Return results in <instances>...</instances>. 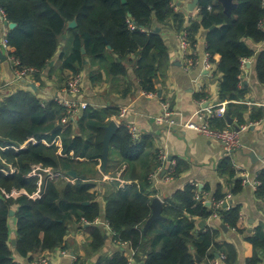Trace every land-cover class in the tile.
Here are the masks:
<instances>
[{"label": "trees", "instance_id": "trees-1", "mask_svg": "<svg viewBox=\"0 0 264 264\" xmlns=\"http://www.w3.org/2000/svg\"><path fill=\"white\" fill-rule=\"evenodd\" d=\"M171 3L172 0H126L125 4L121 0H0V10L8 23L16 25L7 34L10 55L20 67L34 69L37 79L58 52L60 73L70 71L72 76L79 75L85 58L92 57L114 78L127 75L125 61L130 62L133 55L134 74L147 93L155 92L154 81L168 58L165 42L156 31L158 26L170 22L177 34L187 26L192 49L199 33L204 31L210 61L215 64L213 57L220 56L215 66V72L220 75L218 96L221 103H226L225 116L212 119V127L231 128L226 117L236 120L232 128L260 122L264 118L263 109L247 112L246 106L235 102H243L246 94V89L239 87L241 63L254 56L246 41L264 42L263 0H235L229 16L220 0H199L198 17L189 22L182 13L173 10ZM74 20L76 27L68 28V23ZM61 43H65L62 51ZM108 55L114 59L109 61ZM256 73L259 81L264 82V52L257 57ZM107 113V110L87 107L76 121L78 133H75V127L59 125L66 110L57 100L43 103L30 92L20 90L0 103V264H17L15 253L27 258L36 251L65 250L73 219L91 237L92 252L103 246L105 235L94 223L101 216L102 206L91 190L101 179L96 167L102 161L103 127L109 124L104 122ZM29 138L37 143L18 149ZM57 138L61 142L60 152L55 145ZM110 145L119 150L121 162L131 167L134 176L136 164L144 173L138 185L103 196L104 218L114 233L113 239L116 243L129 244L135 251L136 262L198 264L196 257L214 262L221 254L225 255V264L236 262L235 247L217 243L219 229L207 226L197 229V221L204 222L216 214L226 228L238 230L241 205L235 204L233 198L246 184L238 176L232 158L223 157L217 167L219 175L228 179L231 186L228 191L219 186L208 199V186L201 190L194 185L185 186L163 204L162 216L166 220L153 222L144 234L143 227L152 212L151 197L155 194L149 175L160 166L159 151L153 156L151 138L132 140L125 126L118 128ZM174 162L176 178L187 166L180 160ZM34 167H39L37 173L41 179L29 176ZM46 170L51 174L74 171L76 179L73 184L53 180ZM256 181L255 198L264 203V169ZM20 190L26 194L15 197L14 191ZM198 191L211 204L196 201ZM37 192L40 197L33 198ZM227 195L232 196L228 205L215 208ZM11 210L16 220L15 247L10 242ZM248 241L253 247V256L247 263L261 264L263 224L254 228ZM74 264L85 263L77 258ZM105 264H128V260L121 252Z\"/></svg>", "mask_w": 264, "mask_h": 264}, {"label": "crops", "instance_id": "crops-1", "mask_svg": "<svg viewBox=\"0 0 264 264\" xmlns=\"http://www.w3.org/2000/svg\"><path fill=\"white\" fill-rule=\"evenodd\" d=\"M191 2L192 0H172L175 6L173 10L182 13L187 22L196 20L198 17V15L189 12L187 9V6ZM233 5H235V0L227 1V10L229 9L230 11ZM158 29L165 42L168 58L167 63L158 72L157 78L154 81V93H147L141 89L133 71L134 64L132 59L134 56L131 55L129 58L131 61H125L128 69L127 75L121 78L109 76L106 70L99 65L98 60L86 57L84 65L79 72V76L82 79L80 91L76 95L69 94L66 92L64 86L66 79L72 77V72H59L61 62L58 52L51 60L53 66L48 65L46 69L39 73L38 79L35 75L31 74L24 79L18 80L9 61L7 59L5 61L0 59V103L5 97L21 90L30 92L43 103L58 99L77 100L87 103L88 107L92 110H107L108 113L104 118L105 123L115 122L118 128L120 126L127 127L133 125L137 128L140 137H150L153 144V156L156 152L163 151L169 161L180 160L186 164L187 168L182 167L184 171L170 182L163 179L165 170L162 171L160 178L154 180L153 183L150 181L153 184L152 188L155 193L151 197L152 200L159 198L162 204H164L170 201L176 192L183 190L187 185H196L199 190L204 186H208L209 192L206 194L208 199H210V196L214 194L217 187L222 186L227 191L231 187L227 177H221L217 171L218 164L223 158L222 148L217 142L200 133L185 129L183 123L206 104L223 110L225 115L226 103H221L218 96L220 75L215 72V66L219 63L220 56L215 55L213 57L215 64H213L212 70H204L203 59L207 52L205 33L204 31L200 32L193 49L197 65L187 70L179 55L177 33L170 22L161 23ZM8 32V27L4 25L0 18V41ZM66 39L67 36L65 35L63 40ZM246 43L254 50V56L245 59V63L241 66L239 87L246 89V94L243 102L235 103L246 106L247 112L253 109L264 110V82L259 81L256 73V60L264 52V42L255 44L247 40ZM64 47L65 43H61L60 50L62 51ZM107 59L111 61L114 57L108 55ZM31 85L34 86V89ZM165 104L168 105L170 112L173 114L168 121L157 122L156 119L162 115V106ZM122 109H126V113L122 119H119L118 116ZM81 114L79 117H81ZM77 122L70 120L66 122L62 119L58 123L63 128L71 125L73 128L75 127L74 132L78 133L76 128ZM255 124L258 125L241 132V147L232 155L235 169L239 173L238 176H244L249 180V183L244 186L243 190L233 198L235 204L241 205V217L237 225L238 230L233 231L225 227L227 231L224 232L221 229L223 224L220 218L210 217L204 221L205 227L207 226L214 230L219 229L220 235L216 239L217 243L235 247L237 258L234 264H248L247 260L253 256V247L249 243L248 237L255 227L260 224L264 225V203L255 198L256 187L253 184L258 173L264 169V118ZM231 125L235 127L236 120H232ZM228 126L230 125L228 124ZM232 127L226 129H233ZM29 143L35 144L37 142L34 138H29L18 149L26 148ZM42 143L44 145L47 144L45 141H42ZM55 145L59 148L58 152H60L61 142L59 138L55 140ZM14 149L18 150L17 148ZM80 161L82 162L83 160ZM139 167L141 166L135 165L136 176H134L131 167L121 162L119 150L111 145L105 169L103 170V161H99L96 167L101 179L95 182L96 185L91 192L97 194L96 200L102 206V213L98 219L99 223L96 225L102 229L105 235L104 244L99 250L92 252L89 249L91 237L81 227L82 224L73 219L69 225V233L66 239L67 248L65 250L58 249L52 252L36 251L27 258L15 253V262L17 264H34L41 256H45L48 264H74L77 258L85 264H105L106 260L122 252L123 256L127 258L128 263L143 264L135 261V251L129 244L118 245L113 239L111 232L105 227V201L103 199L104 194L110 191L124 189L133 184L138 185L139 178L144 177V173ZM9 169L11 173L14 172L11 167ZM37 171L39 172V167H34L32 175L29 176H38L41 179L42 176ZM2 172L7 173L5 171ZM48 175L51 176V172H48ZM52 175L55 176L51 177L54 178L53 180L61 179L66 183L73 184L76 179L67 176L65 173ZM40 183L41 181H39ZM21 194H26V192L20 190L13 193L15 197ZM164 220L166 219L164 218ZM200 222L197 221L198 230H200L198 227ZM9 226L12 233H14L16 220L13 216L10 219ZM262 260L261 264H264V257ZM211 263L201 261L198 264ZM222 264L225 263L223 262Z\"/></svg>", "mask_w": 264, "mask_h": 264}, {"label": "built area", "instance_id": "built-area-1", "mask_svg": "<svg viewBox=\"0 0 264 264\" xmlns=\"http://www.w3.org/2000/svg\"><path fill=\"white\" fill-rule=\"evenodd\" d=\"M171 6L173 9L175 8L173 3H171ZM198 12H199V8L197 6L194 10V13L198 15ZM0 18H2L3 20H6L1 10H0ZM177 37H178V42H179V55L183 61L184 67L187 70L194 68L197 65V59L195 57V53L191 47V43H190V40L187 34V26L182 28V30L177 34ZM10 50L11 48L8 43L7 35H5L0 41V51L4 53V55L6 56V59L9 61L12 67V70L14 71V74L18 80L24 79L26 78V76L31 75V74L33 75L36 72L32 68L20 67L18 61L15 60V58L10 55ZM210 60H211L210 55L208 53H205L204 59H203V68L206 71L207 70L210 71L213 68V63ZM244 63H245V60L242 61L241 66H243ZM81 82H82V79L79 75L70 77L64 86L66 92L72 95H76L80 91ZM0 91H1V86H0ZM57 102L59 105L64 107L66 110V115L63 118L64 121L66 122H69V120L72 122H76L80 118L79 116L82 113V111H84L88 107L87 103L79 102L77 100L58 99ZM162 107H163V113L159 118L156 119L157 122L168 121L169 118L173 114L172 112H170L167 104L163 105ZM125 113H126V109H122L119 113L118 118L122 119ZM224 116L225 115L223 113V110L218 109L215 106H210V105L203 106V108H200L186 122L183 123V127L185 129L200 133L201 135L217 142L222 148L223 157L232 158V155L234 154V152L238 148L241 147V144H240L241 143L240 142L241 132L250 127L256 126L258 124H255V123L246 124L238 128L223 129V130L213 128L211 125V120L217 119V118H223ZM126 129L132 140L139 139L140 134L136 127L132 125V126H127ZM158 160L160 162V166L149 175V180L153 183L154 180H157V178H160L162 171L165 170V176L163 179L167 182L172 181L174 179L173 172H174L175 162L169 161L167 155L163 151H159ZM165 166L167 167L165 168ZM51 177H55V176L51 174ZM244 183L245 184L249 183V180L246 177H244ZM253 184H254V187H256L258 185V182L255 180ZM194 186L197 187L196 185ZM34 196L35 198L40 197L39 194H35ZM231 199H232V196L227 195L225 201H221L217 203L215 205V208H219L221 205L227 206ZM195 200L202 201L203 203L207 201L206 203L208 205L211 204V200L203 199V197L200 194V191L196 192ZM212 218L218 219L220 217L214 214L212 215ZM94 223L98 224L99 222L98 220H96ZM105 225H106L105 227L111 232V234L114 235L109 225L107 223ZM117 244L123 245L124 243H117ZM63 254H65V252H63ZM224 261H225V255L221 254L217 256V259L211 264H222ZM34 264H48V260L45 256H41Z\"/></svg>", "mask_w": 264, "mask_h": 264}, {"label": "water", "instance_id": "water-1", "mask_svg": "<svg viewBox=\"0 0 264 264\" xmlns=\"http://www.w3.org/2000/svg\"><path fill=\"white\" fill-rule=\"evenodd\" d=\"M121 1H122L123 4L126 3V0H121ZM220 1H221L222 5L225 8L226 14L229 16L231 11L235 8V5H233L231 7L230 11H229V9L227 10V7H226L227 1H229V0H220ZM198 3H199V0H192V2L187 6L188 11L189 12H193L195 10V8L197 7ZM2 21H3L4 25L8 27L9 30H12V29H14L16 27V25L14 23H8L6 20H3V19H2ZM75 27H76L75 20L68 23V28H75ZM156 31L159 32V29H157ZM63 37L65 38V35ZM108 49H110V47ZM82 53L85 54L84 49H82ZM0 59L4 60V61L6 60V56H4L1 51H0ZM49 65L53 66V62L51 61L49 63ZM32 88L34 89V86H32ZM205 106H207V104ZM226 120H227L229 125L232 124V120H230L227 117H226ZM117 130H118V126H117V124L115 122H110L109 125L104 128V136H103V139H102V145H103V152H102L103 170L105 169L106 164H107V158H108L109 147H110V144H111V139L114 136V134L117 132ZM251 155H253V154H251ZM250 157L252 158V156H250ZM65 174L67 176L73 178V179L76 178V173L74 171H67V172H65ZM200 188H201V186H200ZM151 209H152L151 216L147 220V222H146V224L144 226V229H143V233L144 234L147 232V230L149 229V227L152 225L153 222H155V221H163L164 220V218L162 216L163 204H162L161 200H159V198H154L152 200ZM9 216L10 217L14 216V211L11 210L9 212ZM204 226H205V223L203 221H201L198 224V227L200 229H202ZM221 229L224 232L227 231V229L223 225L221 226ZM10 242H11V246L15 247V245H16V236H15L14 233L11 234ZM196 260H197V263L201 262V260L199 258H197V257H196Z\"/></svg>", "mask_w": 264, "mask_h": 264}, {"label": "rangeland", "instance_id": "rangeland-1", "mask_svg": "<svg viewBox=\"0 0 264 264\" xmlns=\"http://www.w3.org/2000/svg\"><path fill=\"white\" fill-rule=\"evenodd\" d=\"M192 13H194V11Z\"/></svg>", "mask_w": 264, "mask_h": 264}]
</instances>
